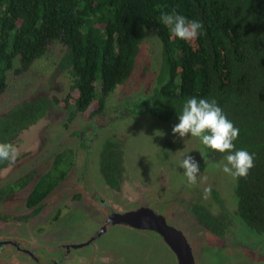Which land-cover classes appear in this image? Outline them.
Returning <instances> with one entry per match:
<instances>
[{"label": "flooded vegetation", "instance_id": "obj_1", "mask_svg": "<svg viewBox=\"0 0 264 264\" xmlns=\"http://www.w3.org/2000/svg\"><path fill=\"white\" fill-rule=\"evenodd\" d=\"M54 72L64 73L57 65ZM130 76L101 109L72 115L62 102L57 108L50 101L34 124L16 133L11 143L19 157L0 162V264H186L180 261L182 248L167 240L172 235L144 227L156 226L161 217L183 233L196 264L191 233L176 221L181 212L222 245L240 244L260 260L255 238L234 214L233 177L220 169L226 156H209L190 134L174 136L176 118L120 104L132 93L117 92ZM36 92V98L46 95L40 87ZM147 122L151 128H144ZM157 130L165 135H155ZM144 133L157 139L149 137L152 154L140 161L132 144ZM61 152L67 154L64 170L49 172ZM187 154L199 162L196 185L188 184L180 167ZM156 245L167 251L157 253Z\"/></svg>", "mask_w": 264, "mask_h": 264}, {"label": "trees", "instance_id": "obj_2", "mask_svg": "<svg viewBox=\"0 0 264 264\" xmlns=\"http://www.w3.org/2000/svg\"><path fill=\"white\" fill-rule=\"evenodd\" d=\"M172 11L203 23L197 39L181 40L160 22ZM145 30L158 44L154 76L120 104L178 119L185 98L216 99L240 129L235 149L255 155L248 176L233 177L231 188L234 214L264 264V0H0V97L8 73H25L54 43L62 47L57 70L70 78L62 98L40 95L0 112V143L34 124L50 101L72 115L101 109L132 73ZM62 156L53 157L49 172L64 170Z\"/></svg>", "mask_w": 264, "mask_h": 264}, {"label": "rangeland", "instance_id": "obj_3", "mask_svg": "<svg viewBox=\"0 0 264 264\" xmlns=\"http://www.w3.org/2000/svg\"><path fill=\"white\" fill-rule=\"evenodd\" d=\"M157 52V40L145 30L140 43L137 61L131 73L130 79L123 84L121 89H118V93L141 92L145 89V87H147L148 82L151 81L154 76V68L157 64ZM61 53L62 47L59 44H51L46 54L36 59L28 71L19 76L9 72L8 88L0 97V112L14 106L18 101L27 95H31L33 93L37 95V87H40L46 95L48 94L49 96H47L49 98H52L53 96L62 98L65 94H67L70 89V78L66 72L60 75L54 72ZM54 104L57 108H60L56 105V103ZM156 121L151 123H157ZM64 122L65 119H60L57 123V125H59L58 127L63 129ZM150 126L151 124L147 122L144 128H151ZM149 137L150 140H153L154 138L157 139V137L153 136L152 133L149 134ZM149 137L147 133H144L137 136L133 141L132 146H135L136 150L139 149L136 153L139 159H141L140 161H143L147 155L150 156L152 154L153 149L150 147ZM56 144L57 139L51 145L53 150L56 148ZM51 147H47V151L50 153H52V150H49ZM140 149H142L141 152ZM66 155L64 154L62 158L65 159ZM50 158L51 156H49V159ZM221 168L222 167H220V169ZM176 221L178 224L181 225L182 223L186 226L188 231L191 233L189 240L192 242L194 248L196 264H259V262L253 258V252L245 249V247L240 244L232 246L222 245L216 235L202 230L185 212H181L176 217ZM131 244L134 246V242H131ZM164 249L167 251L164 245H156L157 253L163 252Z\"/></svg>", "mask_w": 264, "mask_h": 264}, {"label": "clouds", "instance_id": "obj_4", "mask_svg": "<svg viewBox=\"0 0 264 264\" xmlns=\"http://www.w3.org/2000/svg\"><path fill=\"white\" fill-rule=\"evenodd\" d=\"M160 22L170 27L171 33L185 41H192L202 33L203 23L196 19H189L175 11L164 12ZM179 123L172 128V134L181 139L188 136L199 138L201 143L214 151L229 153L222 171L234 178H246L255 166V155L246 149H235L234 141L240 134V129L235 126L216 99L198 98L196 96L185 98L182 110L178 115ZM155 135L163 137L165 133L157 130ZM20 152L12 143H0V162H15ZM202 155V154H201ZM180 167L184 170L189 185H196L200 176L199 162L191 155H185ZM202 180L205 177H200ZM205 198L210 194V187L205 190Z\"/></svg>", "mask_w": 264, "mask_h": 264}, {"label": "water", "instance_id": "obj_5", "mask_svg": "<svg viewBox=\"0 0 264 264\" xmlns=\"http://www.w3.org/2000/svg\"><path fill=\"white\" fill-rule=\"evenodd\" d=\"M37 97L34 93L31 95H27L23 97L20 101H26V100H34ZM144 227H149L151 229L159 230L160 232H163L165 236H173V238L167 239L170 241L173 245L175 244L176 247L179 246V248H182L180 252V261L186 264H192L193 263V256L191 252V247L189 243L187 242L185 236L183 233L176 229L174 226L168 225L166 221L161 217L160 223L156 224V226H150L146 225Z\"/></svg>", "mask_w": 264, "mask_h": 264}]
</instances>
